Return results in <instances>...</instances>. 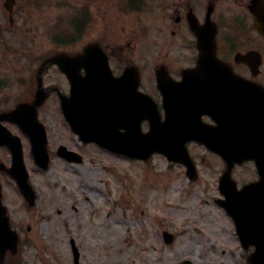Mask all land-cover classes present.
Instances as JSON below:
<instances>
[{
	"label": "rangeland",
	"instance_id": "rangeland-1",
	"mask_svg": "<svg viewBox=\"0 0 264 264\" xmlns=\"http://www.w3.org/2000/svg\"><path fill=\"white\" fill-rule=\"evenodd\" d=\"M36 1L39 8L31 4ZM190 1L28 0L14 29L5 36L11 55L6 56L0 46L1 90L7 78L11 82L2 96L20 92L19 79L27 74L22 72L24 61L45 59L64 49L76 51L96 41L122 48L124 59L140 61L141 67L159 62L173 72L184 68L190 53L171 33L179 32L182 26L175 19L184 15L188 5H197L194 13L199 18V0ZM219 4L227 16L240 11L231 0ZM176 5L178 9H173ZM84 12L87 28L80 31L77 43L64 46L63 36L76 33L69 23ZM6 57L11 61L5 67ZM45 119L52 142L58 143L65 135L59 117L46 114ZM64 140L81 152L84 162L71 165L55 158L49 171L36 177L40 203L35 224L24 219L28 223L22 230L28 236L21 264H74L71 240L79 249V264H181L186 260L248 264L254 249H243L214 202L219 198L216 179L222 168L214 155L201 147L189 148L198 171V178L191 181L184 167L163 156L156 155L148 163L132 162L97 147H78L70 136ZM252 171L250 166L241 169L245 179L253 176ZM164 232L174 237L169 245Z\"/></svg>",
	"mask_w": 264,
	"mask_h": 264
},
{
	"label": "flooded vegetation",
	"instance_id": "flooded-vegetation-1",
	"mask_svg": "<svg viewBox=\"0 0 264 264\" xmlns=\"http://www.w3.org/2000/svg\"><path fill=\"white\" fill-rule=\"evenodd\" d=\"M220 1L199 0V22L203 24L209 14L211 20L216 21L218 25L216 36L217 56L236 75L214 77L213 80L217 84L202 86L201 88L213 89L215 113H229L230 110L246 109L252 123L256 124L264 113V33L255 29L256 16L252 10L254 9L253 2L263 0H231L234 4L240 5V11L236 10L228 16L223 13L225 10L221 8ZM191 2L192 0L190 4ZM26 4V0H0V46L6 56L7 54L11 55L12 50L11 47L7 46L9 39H6L5 36L14 29L18 22L19 11ZM192 6L194 10L197 7V5ZM202 7L205 8L201 9ZM190 9L191 6L189 5L187 10ZM262 13L264 15V10ZM176 19H178L176 24L182 26V17L177 16ZM228 23H231L230 27H228ZM183 30L187 31V28H178L179 33ZM172 34L175 35L176 32L173 31ZM181 39L184 42L183 36H181ZM102 48L109 58L110 68L109 72L107 70L102 72L113 75L115 78L125 75V83L119 85L120 92L118 95L125 99H131L138 85L143 93L151 96L157 102L159 110L162 111V99L157 88L155 75L157 66L153 64L152 66L141 67L139 65L140 61L125 60L122 48L115 45L102 46ZM71 51H69L70 56L81 53L83 49L73 51V54H71ZM244 55L247 56V60L241 58ZM5 59L6 67L11 59L10 57ZM88 62L93 63L96 61L90 60ZM24 63L22 72L26 71L27 74L19 79V86L16 87L20 92L2 96V91L11 89V82L8 78L3 84L4 90L0 88V241L6 247L7 244H12L16 237L19 243L14 251L6 248L3 253L0 249V264H21L22 245L28 236L22 230L28 223L24 219L30 218L29 223L32 225L36 221L37 214L35 216V212L39 207L40 197L36 177L40 171L34 166L31 141L37 137V123H41L46 128L51 158L54 157V149H56L55 154L57 155L59 149L63 146L71 151H77L64 140L68 138L69 133L65 125L61 105L63 98L68 99L72 96L74 88L72 82L63 74L58 64L47 65L42 68L43 59L32 62L24 61ZM30 63H34V65ZM196 63L197 59L191 60L187 67H194ZM16 66L12 65V67ZM165 68L174 82L183 80L182 71L178 75L176 74L178 69L173 72L169 66H165ZM40 71L43 73L44 94L42 95L37 94L39 88L38 85H35ZM69 72L74 76L78 73L83 76L86 74V70L84 68L79 69L75 61L69 63ZM207 78L209 77H203V79ZM231 81H233V84H225ZM197 88L199 90V81H197ZM43 97H46V100H43ZM19 106L23 108L18 110ZM46 114H57L59 122L65 130L64 137L60 138L58 143L52 142L49 126L45 119ZM202 120L214 128L219 141V130L222 124L227 125L226 119L211 120L204 117ZM241 169V167H235L232 173L233 180L236 181L239 188L249 182L246 181ZM27 173L33 191L30 200H27L21 193L17 182L18 178L25 177ZM221 176L222 172H219L217 176L218 190ZM252 181H255V179ZM27 231L31 234L33 227L30 226Z\"/></svg>",
	"mask_w": 264,
	"mask_h": 264
},
{
	"label": "water",
	"instance_id": "water-1",
	"mask_svg": "<svg viewBox=\"0 0 264 264\" xmlns=\"http://www.w3.org/2000/svg\"><path fill=\"white\" fill-rule=\"evenodd\" d=\"M258 23L261 25L260 20ZM196 27L195 32L199 37V27ZM203 60H213L208 52L204 53ZM205 65L200 66L201 69ZM209 68L213 66L208 65ZM163 83V81H161ZM90 91V90H88ZM105 99L99 92L97 95L94 91L91 92L87 100L84 103L86 112L80 109V102L76 104L75 112L67 113V117L74 132H76L81 140L84 142H96L101 147L106 148L117 154H121L134 159L147 160L151 154L163 153L168 156L170 160H174L185 164L189 167L188 173L192 179L196 178L193 165L191 164L188 154L183 147L173 145L170 142L168 134L163 125L151 126V132L149 134H141V130L136 129L134 132L130 131V134L121 135L117 133V129H113L110 124H106L103 120L105 115L103 111ZM145 118V117H144ZM142 122V118H141ZM132 132L134 137H132ZM182 132L190 134L191 137L182 139V144L190 139H197V131L183 130ZM202 132H206L205 128L199 127V141L208 140L204 137ZM179 139L182 137H178ZM211 142L210 140H208ZM46 144V141H45ZM215 150L223 157L228 164L227 175L229 178L231 168L234 163H243L245 161L254 160L257 164L258 171L261 175V181L258 184L248 186L243 191V199L238 204L243 206L245 214H247V221H241L237 219V226L240 228L243 234V245L245 248L255 246L257 251L255 253L253 264H264V133L260 131L256 137L242 136L233 148H223V146H217ZM209 149L213 150L211 146ZM44 168H48V157L46 155ZM240 198V197H238ZM240 209V207H238ZM261 227V228H260ZM254 229H258L257 231ZM256 238V239H255ZM77 257V251H76ZM184 264H191L186 262Z\"/></svg>",
	"mask_w": 264,
	"mask_h": 264
}]
</instances>
